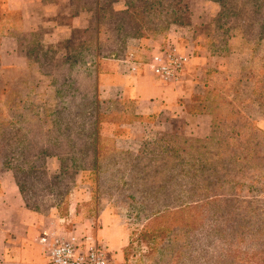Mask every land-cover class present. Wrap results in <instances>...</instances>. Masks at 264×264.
<instances>
[{
	"label": "rangeland",
	"instance_id": "374dc122",
	"mask_svg": "<svg viewBox=\"0 0 264 264\" xmlns=\"http://www.w3.org/2000/svg\"><path fill=\"white\" fill-rule=\"evenodd\" d=\"M73 4L89 10L90 27L55 46L40 31L25 36L26 76L0 77V168L24 152L10 163L24 172L27 206L55 209L59 226L81 234L88 225L95 238L100 211L114 215L129 239L112 264H187L196 247L201 264L222 255L202 249L225 250L227 237L237 251L223 257L229 264L245 254L264 264V0ZM167 46L189 56L172 83L146 66ZM119 86L171 87L187 115ZM140 100L156 110L143 113ZM74 193L89 198L76 219L66 213Z\"/></svg>",
	"mask_w": 264,
	"mask_h": 264
},
{
	"label": "crops",
	"instance_id": "0c3cea01",
	"mask_svg": "<svg viewBox=\"0 0 264 264\" xmlns=\"http://www.w3.org/2000/svg\"><path fill=\"white\" fill-rule=\"evenodd\" d=\"M73 1L0 0L1 79L14 74L22 77L26 76L28 56L21 48V45L25 42V36L40 31L41 42L49 46H55L62 40L68 39L73 30L84 31L90 27L89 16L87 15L89 10L84 8L75 10ZM124 77L134 78L137 82L142 80V77L137 78L130 74ZM107 78L103 74L102 79L105 81ZM126 81L128 82L127 79ZM4 87H6V84ZM4 87L1 86L2 90L0 92L4 93ZM119 87L121 90L131 92L130 96L136 97V99L140 97L149 101L153 96H159V99L161 98L166 103H170L167 108H171L172 104H176L177 111L187 115L184 111L185 106L175 101L177 94L173 92L171 87L155 88L148 86L138 88L136 86L134 89L130 87L129 90H127V86ZM6 99V95L0 97V110H4ZM141 103V100L138 101L139 107L142 108L140 110L143 113H152L156 110L155 103L150 106ZM203 120L209 126L207 117H203ZM71 196L73 201L69 203L66 213H68L69 218L76 219L81 215L76 210L78 203L87 201L89 198L80 200L76 193ZM54 211L56 213V210L52 209L48 216H43L29 208L15 181L13 172L1 167L0 264H47L38 243V238L46 229H64L63 226H59V223L64 219L60 218ZM96 221L99 226L96 232L98 243L103 246L110 257L113 255L120 262V260H123V249L128 245V234L122 227L120 230L117 229L116 217L105 213V211H100ZM46 225H49V227H46ZM86 228H88V225H86Z\"/></svg>",
	"mask_w": 264,
	"mask_h": 264
},
{
	"label": "built area",
	"instance_id": "2783aa9c",
	"mask_svg": "<svg viewBox=\"0 0 264 264\" xmlns=\"http://www.w3.org/2000/svg\"><path fill=\"white\" fill-rule=\"evenodd\" d=\"M189 56L167 46L153 54L147 67L165 83L179 80ZM132 72L136 65L131 66ZM62 221L61 223H63ZM47 264H112L109 253L98 243L90 228L77 234L73 230L46 229L38 238Z\"/></svg>",
	"mask_w": 264,
	"mask_h": 264
},
{
	"label": "trees",
	"instance_id": "16d2710c",
	"mask_svg": "<svg viewBox=\"0 0 264 264\" xmlns=\"http://www.w3.org/2000/svg\"><path fill=\"white\" fill-rule=\"evenodd\" d=\"M3 126H4V124H2V123H0V132H1V129L3 128ZM0 142H3V140H2V137L0 136ZM18 153H20V155L21 156H18ZM42 154H45V152H40V155H42ZM12 154H10L9 156V160H8V162H5L6 160H3L1 163H2V165H1V167L2 168H4V169H8V170H11L12 172H13V175H14V178H15V181H16V183H17V185H18V187H19V189H20V191H21V194L23 195V197H24V199H25V192H26V189H25V187L23 186V183L21 182V178H20V174H22V173H24V172H21V170H20V166H12V164L10 163V161L12 162V161H14L15 162V158L17 157H20V158H22V157H25L24 156V152H14V155L13 156H11ZM101 154H100V152H96V163H97V169H99V166H98V162L97 161H99V159H100V156ZM6 159V158H5ZM95 163V164H96ZM32 165H37V162H35V164H32ZM32 169H34V168H32ZM31 174H33V173H31ZM23 176V175H22ZM23 178V177H22ZM26 201V200H25ZM186 227V224L184 225V228ZM225 239V240H224ZM223 239V241H226V245H225V250H224V248H222V247H224V246H216V245H214V246H210V247H208V248H206V249H202V250H213L214 248L213 247H215L216 249H218L217 251L220 253V254H222L221 256H217V257H213V253H208L207 255L208 256H206V258H204L203 260H202V262H201V264H229V262H227V261H225V259H223V257L224 256H228V253L227 252H229V253H231V255H234V253H235V251L233 250V245L232 244H228V237L227 238H224ZM167 244V247H170V243H166ZM194 250H197L198 251V248L196 247V248H187V256H185V259L184 260H186V262H187V264H194L195 263V259L197 258V256H195V255H192V252H190V251H194ZM201 250V251H202ZM237 252V251H236ZM264 253V251L262 250V251H259V253ZM258 253V252H257ZM201 255V254H200ZM254 257H257L256 255L254 256ZM253 257H250V256H246V254H245V256L243 257V259H242V261L241 262H239V264H249L250 263V261H255V259H252ZM247 259V260H246ZM172 260V259H171ZM205 263H204V262Z\"/></svg>",
	"mask_w": 264,
	"mask_h": 264
}]
</instances>
